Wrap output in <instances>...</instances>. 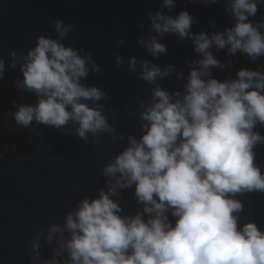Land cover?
<instances>
[{
  "label": "clouds",
  "instance_id": "clouds-1",
  "mask_svg": "<svg viewBox=\"0 0 264 264\" xmlns=\"http://www.w3.org/2000/svg\"><path fill=\"white\" fill-rule=\"evenodd\" d=\"M164 4L174 6L173 0ZM231 11L235 25L211 35L192 34L193 17L187 11L174 18L159 12L150 17L156 33L192 39L203 58L190 70L182 99L173 100L179 91L154 88L153 103L141 113L143 135L139 140L130 136L129 146L104 168L105 176L115 178L108 181V191L79 202L63 227L49 226L48 241L54 234L60 237L55 256L66 250L67 264H264V231L254 222L239 228L235 213L242 204L231 198L245 190L264 191V175L253 162V147L264 142L254 131L257 123L264 124V72L241 69L236 80L222 82L210 71L220 65L210 51L213 45L255 60L264 55V34L248 20L257 12L256 0H231ZM54 23L59 39L39 36L23 58L17 87L35 93L38 102L20 105L12 113L15 122L28 127L35 120L59 129L71 121L84 140L88 133L111 131L99 106L86 103L95 104L105 93L81 83L89 74L86 64L97 72L99 67L90 54L82 56V50L60 42L74 25ZM138 42L153 56L167 51L155 36ZM136 63L130 58V70ZM140 63V77L149 83L174 71L171 65L162 71L148 61ZM15 65L13 59L10 67ZM4 66L0 59V77ZM133 185L143 210L122 216L111 197ZM65 230L70 238H64ZM39 247L33 243V264ZM55 256L44 264H57Z\"/></svg>",
  "mask_w": 264,
  "mask_h": 264
},
{
  "label": "water",
  "instance_id": "water-1",
  "mask_svg": "<svg viewBox=\"0 0 264 264\" xmlns=\"http://www.w3.org/2000/svg\"><path fill=\"white\" fill-rule=\"evenodd\" d=\"M257 12L248 17L264 34V0H256ZM0 0V59L4 72L0 77V264H33L36 252L33 243L39 242V258L35 264L53 259L59 249V234L48 241L52 224L64 226L65 217L74 212L85 198H98L99 191H108L104 168L129 146V137L137 140L143 135L141 113L153 103V90L160 87L170 94L179 91L182 99L187 76L203 57L195 51L193 40L181 39L175 33L158 34L150 20L157 12L176 17L187 11L192 17L191 33H225L235 25L231 0ZM74 25L61 40L80 55H91L99 67L81 80L85 86L98 87L104 98L86 101L90 107L99 106L111 131L88 133L87 139L76 134L77 124L69 121L63 128L38 124L17 125L12 113L20 105H35V93L17 87L23 80L20 66L27 52L35 47L39 36L59 39L55 21ZM155 36L167 51L153 56L138 41ZM219 66L210 69L219 81L236 80L241 69L264 72V55L255 60L246 53L232 54L228 46L210 48ZM16 56L13 57L12 53ZM121 58L117 63L116 57ZM135 57L136 70L129 67ZM13 59L15 67H10ZM141 61H148L163 71L172 66L168 76L149 83L140 77ZM182 73V75H181ZM143 105L144 107H142ZM254 131L264 137V124L257 123ZM14 146V147H13ZM254 165L264 175V142L253 147ZM119 176V174H117ZM135 186L118 190L111 198L117 202L122 216L142 212L143 205L134 195ZM231 198L239 200L242 209L235 213L238 227L254 222L264 231V191H242ZM147 218V217H145ZM173 224L174 218L169 213ZM64 238H70L65 230ZM57 264H67L66 250L55 256Z\"/></svg>",
  "mask_w": 264,
  "mask_h": 264
}]
</instances>
